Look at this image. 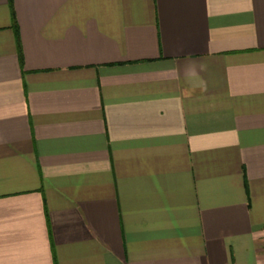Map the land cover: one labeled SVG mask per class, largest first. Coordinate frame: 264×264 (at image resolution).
<instances>
[{
	"label": "crops",
	"instance_id": "1",
	"mask_svg": "<svg viewBox=\"0 0 264 264\" xmlns=\"http://www.w3.org/2000/svg\"><path fill=\"white\" fill-rule=\"evenodd\" d=\"M0 264H264V0H0Z\"/></svg>",
	"mask_w": 264,
	"mask_h": 264
},
{
	"label": "trees",
	"instance_id": "2",
	"mask_svg": "<svg viewBox=\"0 0 264 264\" xmlns=\"http://www.w3.org/2000/svg\"><path fill=\"white\" fill-rule=\"evenodd\" d=\"M11 1V0H10ZM11 4V3H10ZM12 16H14L13 14V10H12ZM14 18V17H13ZM18 53H19V57H20V60H21V50H20V47H18Z\"/></svg>",
	"mask_w": 264,
	"mask_h": 264
}]
</instances>
